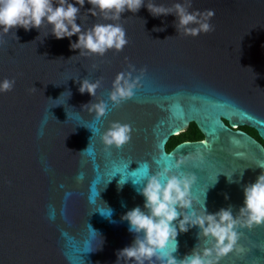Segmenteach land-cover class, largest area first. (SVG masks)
I'll return each instance as SVG.
<instances>
[{
  "label": "water",
  "instance_id": "1",
  "mask_svg": "<svg viewBox=\"0 0 264 264\" xmlns=\"http://www.w3.org/2000/svg\"><path fill=\"white\" fill-rule=\"evenodd\" d=\"M192 4L215 11L214 31L178 34L174 14L153 17L146 6L119 21L77 19L82 28L123 26L129 43L104 56H80L70 49L78 36L56 39L47 25L18 28V40L0 32V82L15 79L11 92H0V264H115L116 252L135 239L121 217L137 206L143 210L145 166L149 175L164 167L176 171L183 159L179 171L196 177L193 208L202 211L204 200L209 214L229 206L238 214L244 186L264 171L257 166L264 163L263 143L240 128H253L264 141V0ZM90 7L86 0L81 14ZM129 64L137 69L133 76L145 71L134 96L113 108L112 83ZM85 78L100 80L95 97L79 92L77 81ZM101 100L108 110L99 119L82 108ZM113 122L133 129L120 149L101 139ZM191 122L202 139L167 150L169 138ZM199 231L178 234V260L196 246H211ZM237 233L218 264H264V224Z\"/></svg>",
  "mask_w": 264,
  "mask_h": 264
},
{
  "label": "clouds",
  "instance_id": "2",
  "mask_svg": "<svg viewBox=\"0 0 264 264\" xmlns=\"http://www.w3.org/2000/svg\"><path fill=\"white\" fill-rule=\"evenodd\" d=\"M85 3L86 0H0V32L12 33L18 40L15 34L18 28L25 31L35 28L40 31L43 25H47L56 39L78 36L77 41L70 42V49L79 50L80 56H104L109 50L119 53L129 43L123 26L108 22L82 28V25L77 24V19H86L91 15L100 16L105 21H119L122 13H136L146 6L153 17L174 14L177 18L174 26L178 34L182 32L185 36L195 37L215 30L210 23L215 11L193 9L192 0H182L171 6L157 4L154 0H148L146 5L145 0H87L91 7L81 14ZM163 30L164 28L154 29ZM128 69L118 73L112 83L109 101L113 108L120 107L123 102L134 96V90L145 71L140 69V75L133 76V73L137 72L136 67L129 64ZM77 82L81 94L88 93L95 97L100 80L91 82L85 78ZM14 85L15 79L5 78L0 82V92H11ZM65 92L71 96L70 91ZM82 108L95 111L99 119L106 115L108 104L101 100L84 104ZM132 131L129 124L113 122L102 134L101 139L106 147L120 149L130 142ZM184 162L183 159L177 161L174 166L176 171H173L172 167H164L152 175L148 174L145 166L143 175L146 183L139 189V193L144 197L143 210L137 206L121 217L128 222V230L135 234V239L131 245L116 252L115 264H121V261L124 264H218L220 258L233 250L238 239V227L251 228L264 224V171L254 183L244 186L243 206L234 217L231 206L209 214L204 200L202 211L193 208L190 188L196 177L191 173L179 171ZM257 166L264 169V163ZM232 176L226 175L229 182H232ZM124 183L125 180L121 179L119 186L122 187ZM111 214L109 209L105 216L110 217ZM192 227H198V236L210 241L211 246L199 250L196 246L190 254L178 260L173 255L178 248L176 238L179 233H186Z\"/></svg>",
  "mask_w": 264,
  "mask_h": 264
},
{
  "label": "trees",
  "instance_id": "3",
  "mask_svg": "<svg viewBox=\"0 0 264 264\" xmlns=\"http://www.w3.org/2000/svg\"><path fill=\"white\" fill-rule=\"evenodd\" d=\"M245 131L249 132L251 135H253L256 139L260 140L263 145L264 141L261 140V138L258 136L257 132L248 126H240ZM203 135L195 125V123L191 122L188 127L180 132L177 135H173L169 138L168 142L166 143V149L170 150L174 145L177 143L184 141V140H199L202 139Z\"/></svg>",
  "mask_w": 264,
  "mask_h": 264
},
{
  "label": "flooded vegetation",
  "instance_id": "4",
  "mask_svg": "<svg viewBox=\"0 0 264 264\" xmlns=\"http://www.w3.org/2000/svg\"><path fill=\"white\" fill-rule=\"evenodd\" d=\"M241 128V127H240ZM242 129V128H241ZM244 130V129H243ZM249 133V132H248ZM250 134V133H249ZM253 136V135H252Z\"/></svg>",
  "mask_w": 264,
  "mask_h": 264
}]
</instances>
